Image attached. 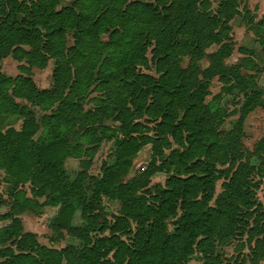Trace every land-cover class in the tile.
Masks as SVG:
<instances>
[{
    "label": "trees",
    "instance_id": "trees-1",
    "mask_svg": "<svg viewBox=\"0 0 264 264\" xmlns=\"http://www.w3.org/2000/svg\"><path fill=\"white\" fill-rule=\"evenodd\" d=\"M58 4L0 0V59L10 55L25 73L54 60L48 88L38 89L28 75L0 71V169L6 181L16 187L29 183L31 192L29 197L17 189L10 204L4 202L7 213L1 217L8 221L0 227V264H183L195 249L201 264H218L217 244L231 237L238 223H246L236 212L241 200L247 204L250 166L241 161L234 166L240 157L241 119L230 131L219 130L223 110L216 102L221 96L204 102L206 84L217 75L228 91L243 92V112L262 95L259 89L247 93L252 83L238 67L222 62L230 52L229 21L239 15V1L218 0L215 12L209 10V0ZM67 32L73 36L69 47ZM213 44L220 45L209 55L210 64L200 69L197 62ZM181 56L188 57L184 68ZM149 60L156 76L138 68L149 67ZM93 84L101 97L94 98L92 110H83ZM31 107L46 113L37 120ZM107 118L119 122L118 127L104 125ZM16 121L18 128L11 124ZM109 129L117 135L114 160L102 166L100 175H92L87 172L91 160L81 157L92 155ZM146 144L151 145L149 163L127 177ZM256 151H264V138ZM69 157L80 159L72 180L63 170ZM216 164H228L231 173L211 206L214 182L227 172ZM171 167L187 176L171 174L165 187L151 190L150 177ZM43 192L53 194L48 205H58L57 227L79 239L80 247H49L23 230L16 214L39 204L34 198ZM100 195L119 201L112 223L100 218ZM75 205L84 222L80 225L72 224ZM176 216L168 230L166 220ZM95 230L102 234L92 238ZM121 234L131 238L126 241ZM253 248L252 263L264 256V238L256 239Z\"/></svg>",
    "mask_w": 264,
    "mask_h": 264
},
{
    "label": "rangeland",
    "instance_id": "rangeland-1",
    "mask_svg": "<svg viewBox=\"0 0 264 264\" xmlns=\"http://www.w3.org/2000/svg\"><path fill=\"white\" fill-rule=\"evenodd\" d=\"M73 1L74 0H59L57 8L71 5ZM238 1L240 13L229 21L230 31L228 33V38L229 42H231L230 52L224 57L222 62L228 67H238L243 79L248 84L252 83L247 93L251 90L259 89L262 95L259 102L252 105L248 111L243 112L242 106L245 102V95L243 92L239 91L237 88L228 91L226 89L227 85H224L217 75L210 78L206 84L208 94L205 96L204 102H208L216 95L221 96L216 102L218 107L223 110V117L219 130L225 132L230 131L236 126L238 120L241 119V136L239 139L240 145L238 146L240 157L238 161L235 162L234 166H236L239 161L247 163V165L250 166L245 185V188L248 190V195L245 199L247 204L241 200V203H239L241 211L236 212L237 215L241 214V221L245 220L246 223H241V227L238 223L232 236L222 243L217 244L216 250L219 253L218 264H264L263 255L252 263L255 240L264 238V151H256L258 143L264 138V0ZM209 2V10L215 12L218 0H209ZM65 41L67 47L73 44L72 32L66 33ZM219 45L220 44H213L205 49L204 57L197 62L200 69H204L210 64L209 55L215 52ZM149 51L150 49L146 54L148 59L150 58ZM180 58L181 67H186L188 64V57L181 56ZM148 64L149 67L138 66V68L144 73L156 76L155 67L150 60ZM17 65L18 62L10 55L0 59V71L6 75H28L32 78L38 89L48 88L52 85L51 72L54 67L53 59H48L46 65L42 68L31 67L27 73L18 70ZM101 94L102 92L100 90L94 89V84L90 86L82 101L83 110H92L96 106L94 98L101 97ZM19 102H23V100H19ZM31 108L37 120L40 119L41 114L46 113L35 107ZM11 124L18 128L20 121ZM103 124L114 129L118 127L119 122L107 118L104 119ZM112 129L105 131L104 136L99 140L98 146L92 155L81 157L86 160H91L87 172L92 175H100L102 166L110 165L114 160L117 135ZM99 134L100 133L97 132V135ZM74 138H77V135H74ZM93 145L94 143L86 144V147H91ZM172 146L176 147L174 143H172ZM167 153L168 150H164V154L166 155ZM150 158L151 145L146 144L141 147L137 156L133 159L132 167L127 177H130L139 169L145 168ZM79 160L80 159L73 157L65 159L63 170L69 180L74 179L77 172L80 170ZM216 167L227 172L224 177L220 175L214 182L213 194L208 202L211 206L214 205L216 197L222 192V184L230 177L231 173V167H229L228 164H216ZM4 174L5 173L0 169V227L8 221L1 217L7 213L4 202L10 204L11 200L15 198L14 192L17 189L23 190L27 196L31 197L29 183L21 184L17 187L13 186L12 183L6 181ZM171 174L187 176V174L176 167H171L169 172H156L149 179L148 185L151 187V190L156 186L165 187V180ZM90 193L91 192H87V200L90 199ZM41 194V196L34 198V200L40 202L39 204L37 203L38 205H27L22 213L16 214L21 220L23 230L35 233L38 242L49 247L61 248L69 244L80 247L81 242L79 239L69 235L65 229L57 227L56 224L61 217L57 214L58 205H48L53 198V194L48 192H43ZM99 201L101 204H104V207L100 209V218H105L109 223H112L111 215L119 213V201L109 199L105 195H100ZM70 202L73 205L75 204L74 200H70ZM75 207L77 210L74 213L72 224L80 225L84 223L80 218V207L78 205H75ZM244 211L250 212L251 215L249 217H244ZM66 213H68L67 210ZM180 213L181 211L178 210L177 216L180 215ZM177 216L166 220V227L168 230L173 229ZM131 227L134 228L133 223ZM100 234H102L100 230H95L90 233V236L94 238ZM104 234H107V232ZM120 236L126 241L131 238L130 234H121ZM261 253L260 251V254ZM201 262L202 256L195 249L183 264H201Z\"/></svg>",
    "mask_w": 264,
    "mask_h": 264
}]
</instances>
